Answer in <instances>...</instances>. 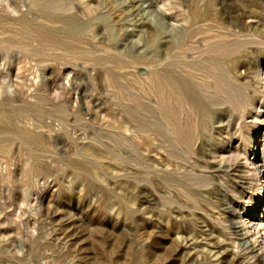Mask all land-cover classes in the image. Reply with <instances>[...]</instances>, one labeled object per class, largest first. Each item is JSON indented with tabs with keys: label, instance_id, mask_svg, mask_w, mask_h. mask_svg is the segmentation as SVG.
<instances>
[{
	"label": "rangeland",
	"instance_id": "rangeland-1",
	"mask_svg": "<svg viewBox=\"0 0 264 264\" xmlns=\"http://www.w3.org/2000/svg\"><path fill=\"white\" fill-rule=\"evenodd\" d=\"M28 7L0 0L13 18ZM71 9L89 26L88 45L0 47V113L38 137L36 157L0 142V264H210L200 254L215 262L216 237L238 253L221 209L264 200L262 176L247 173L264 172V0H73ZM124 19L142 20L143 36ZM172 49L176 71L209 94L215 86V119L200 138L196 110L168 91ZM40 98L42 115L12 114ZM126 110L146 116L145 134ZM84 159L102 169L77 172ZM260 230L256 238L264 221Z\"/></svg>",
	"mask_w": 264,
	"mask_h": 264
},
{
	"label": "bare ground",
	"instance_id": "bare-ground-1",
	"mask_svg": "<svg viewBox=\"0 0 264 264\" xmlns=\"http://www.w3.org/2000/svg\"><path fill=\"white\" fill-rule=\"evenodd\" d=\"M72 1L73 0H30V8L28 7L29 10L27 14L21 15L17 18H13L7 14H0V47L3 48L8 45H15L19 49H25L26 46H28L27 45L28 40L35 43V46L32 47L31 52L42 50L45 47L55 49L58 51L59 50L75 51V50H78V48H80L82 45H85V44L88 45L87 38L89 34V26H87L88 25L87 23L77 20L74 17V15H72V12H71ZM29 14L34 15L33 18H30ZM201 16L202 14L199 12L198 8H195L191 21L189 22L188 20H184V22L186 23L189 22L192 26H195L198 23ZM122 25L125 31L130 30V29H135L136 30L135 34L137 33L138 35L137 37L139 36L141 37L143 36V33H145L142 20L136 19V21H132L130 23L128 22V19H124L122 21ZM170 26L173 28H176L174 27V25H170ZM178 29H181V28H178ZM175 40H176L175 41L176 44L174 48H176L177 50L181 49V46H183L185 42L184 37L182 36L179 39L177 38ZM153 41L155 40H152L150 42H153ZM145 45L147 48V44ZM175 52H173V49H172V51L170 52V55L168 56L167 61L165 60L167 67L165 68L164 74H165L168 91L170 94L176 95L178 99L189 103L196 110L197 117H198V123H199V131H200L199 138H200V135L203 134L204 130L207 129L208 124L215 119V107H216L215 86L213 88V92L209 94L208 91L205 90L206 86L202 87L201 85L197 84L192 74H187V73L183 74L181 72L176 71L174 68V63L176 62L174 61ZM117 55H119V53ZM150 57L151 56L149 54L148 56H145L143 59L149 62ZM177 59H178V56H177ZM193 62H194V59H193ZM124 68H126V66ZM213 68H214V71H212V73H213L214 80H215V66H213ZM258 76L264 79V75H262L261 73L258 74ZM136 78L138 77L136 76ZM260 94L262 96V93ZM259 98L262 100L261 97H258V99ZM41 100L42 98H40L35 104L25 105L19 108H15L13 106L11 109L12 114L13 115L31 114V115L40 116L43 114V111L40 107V103L42 102ZM251 106H254V104L253 105L251 104ZM259 109L261 108L254 106L255 111L258 112ZM125 112H126V117L130 118V122L135 127V129L138 131V133L145 134L147 132L145 131L147 127L146 116L138 114L137 112H133L130 110H126ZM52 113L55 116L61 115L60 114L61 112L58 109L53 110ZM168 128L171 132L172 131L174 132L175 130L172 123L168 124ZM259 136H260L259 139L264 141V134L259 135ZM13 140L20 141L22 145L29 150L31 155L36 157L37 147H38V137L31 132L15 127L12 122L11 116H5L0 113V142L10 143ZM119 140L123 141L124 143L129 142L126 138H122L121 136ZM256 144L257 142H255L253 149L256 148ZM213 163L215 164V162ZM72 165H73V168L79 173L89 172L93 169L95 170L102 169L97 159L93 160L92 162L90 161L88 162L87 160L84 159V160L75 162ZM251 165H254V164H251ZM216 167L218 169H221L220 165H217ZM214 170H215V165H214ZM259 170H260L259 167L253 166L251 170H247V173L261 175L264 181V172L259 171ZM261 191L264 192V185H262ZM221 211L226 215V219L228 223H230L228 226V231L231 234L230 236H234L236 238V241H234V243L237 244L239 248V252L238 253L231 252V250L228 249V245L224 243L223 241H219L218 239H216L217 238L216 237L214 239H211L210 242H208V245L210 246V248H213L215 250V262L213 261L214 255H211L209 258V255L211 252L208 253L209 255L206 254L207 256H205V254H200V256L202 255L204 260L207 259L208 262L210 261L209 262L210 264H247V259L249 261L253 258L256 259V257L258 260L257 264H264V243H259L260 238L264 240V237L260 236L256 238V236L260 234L261 224L264 221L263 219L260 218V215H264V200H260L259 202H257L256 207L250 210V212L239 213L237 209H235L234 207H229L227 206V204L222 205ZM199 253L200 251H197L191 254L190 255L191 260L192 261L197 260L200 257ZM242 255H250L251 257L243 259ZM258 255H260V258H258Z\"/></svg>",
	"mask_w": 264,
	"mask_h": 264
}]
</instances>
